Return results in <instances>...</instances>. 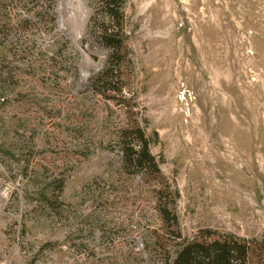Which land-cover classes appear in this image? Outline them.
<instances>
[{"label":"rangeland","instance_id":"rangeland-1","mask_svg":"<svg viewBox=\"0 0 264 264\" xmlns=\"http://www.w3.org/2000/svg\"><path fill=\"white\" fill-rule=\"evenodd\" d=\"M122 1L104 97L99 0H0V264H154L164 183L183 238L232 235L264 262V0ZM132 125L161 180L122 166Z\"/></svg>","mask_w":264,"mask_h":264},{"label":"trees","instance_id":"trees-1","mask_svg":"<svg viewBox=\"0 0 264 264\" xmlns=\"http://www.w3.org/2000/svg\"><path fill=\"white\" fill-rule=\"evenodd\" d=\"M122 3V0H99L96 14L88 25L91 38L108 53L103 69L91 78L90 83L94 93L104 97L119 92L127 39ZM150 142L139 125L123 128L119 134L120 162L130 174L161 180L159 165L150 152ZM176 197L177 192L167 183L157 191L156 211L165 232L158 235L153 231L151 240L146 244V249L151 250L147 254L154 264H264L261 257L256 263L252 262L255 249L250 242L232 235H215L208 231L203 233L202 240L183 238L174 209Z\"/></svg>","mask_w":264,"mask_h":264},{"label":"water","instance_id":"water-1","mask_svg":"<svg viewBox=\"0 0 264 264\" xmlns=\"http://www.w3.org/2000/svg\"><path fill=\"white\" fill-rule=\"evenodd\" d=\"M80 43V42H79Z\"/></svg>","mask_w":264,"mask_h":264}]
</instances>
